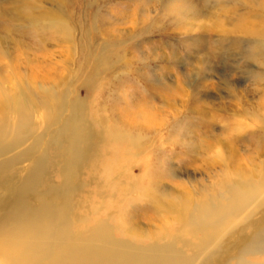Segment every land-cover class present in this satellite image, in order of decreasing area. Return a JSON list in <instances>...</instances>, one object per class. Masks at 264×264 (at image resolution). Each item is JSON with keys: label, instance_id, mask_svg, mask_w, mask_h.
I'll return each instance as SVG.
<instances>
[{"label": "rangeland", "instance_id": "obj_1", "mask_svg": "<svg viewBox=\"0 0 264 264\" xmlns=\"http://www.w3.org/2000/svg\"><path fill=\"white\" fill-rule=\"evenodd\" d=\"M263 32L264 0H0V84L24 88L40 124L54 90L79 96L96 129L77 169L79 229L106 220L118 237L164 241L182 228L181 208L225 202L241 177L259 185L264 46L251 52ZM48 157L42 191L62 182Z\"/></svg>", "mask_w": 264, "mask_h": 264}, {"label": "bare ground", "instance_id": "obj_2", "mask_svg": "<svg viewBox=\"0 0 264 264\" xmlns=\"http://www.w3.org/2000/svg\"><path fill=\"white\" fill-rule=\"evenodd\" d=\"M28 6L23 14L32 19ZM263 46L261 37L253 56ZM111 66L103 59L102 69ZM11 89L0 84V187L5 190L0 205V264H264V259L251 258L264 255V175L259 185L243 177L226 183L225 202L221 194L181 208L182 228L164 241L145 245L118 237L106 220L79 229L74 207L77 169L97 136L85 117L86 104L79 96L66 97L65 90H54L55 100L43 99L42 129L34 121L31 97L24 95V88ZM111 131L141 147L139 136L119 127ZM50 149L58 157L62 182L42 191ZM21 166H26L28 175L17 184L13 172Z\"/></svg>", "mask_w": 264, "mask_h": 264}]
</instances>
